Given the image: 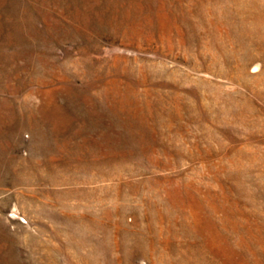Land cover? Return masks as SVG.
<instances>
[{"label": "rangeland", "instance_id": "1", "mask_svg": "<svg viewBox=\"0 0 264 264\" xmlns=\"http://www.w3.org/2000/svg\"><path fill=\"white\" fill-rule=\"evenodd\" d=\"M0 264H264V0H0Z\"/></svg>", "mask_w": 264, "mask_h": 264}]
</instances>
